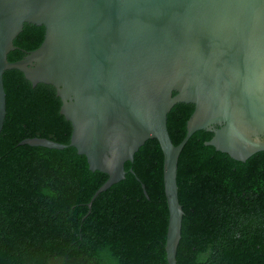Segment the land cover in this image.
<instances>
[{"label": "water", "instance_id": "water-1", "mask_svg": "<svg viewBox=\"0 0 264 264\" xmlns=\"http://www.w3.org/2000/svg\"><path fill=\"white\" fill-rule=\"evenodd\" d=\"M26 23L44 26L45 40L11 62ZM14 69L34 86L53 85L73 127L68 145L46 138L21 144L74 147L91 171L109 176L89 210L126 178L125 164L146 141L159 142L169 264H178L185 214L178 164L191 137L213 133L205 145L240 162L264 151V0H0V136L4 74ZM179 103L195 110L175 145L168 114Z\"/></svg>", "mask_w": 264, "mask_h": 264}, {"label": "trees", "instance_id": "trees-1", "mask_svg": "<svg viewBox=\"0 0 264 264\" xmlns=\"http://www.w3.org/2000/svg\"><path fill=\"white\" fill-rule=\"evenodd\" d=\"M45 40V27L26 23L8 59L22 60ZM7 115L0 136V264H169V209L164 154L149 139L127 162L126 178L88 204L109 176L91 171L77 149L22 145L46 138L70 144L53 85L32 84L19 70L4 74ZM193 104L168 114L175 145L187 133ZM196 132L178 164L185 212L178 264H264V151L246 162L206 146ZM133 171V172H131ZM145 185L148 196L143 189Z\"/></svg>", "mask_w": 264, "mask_h": 264}]
</instances>
